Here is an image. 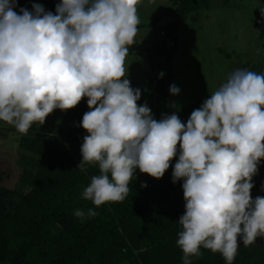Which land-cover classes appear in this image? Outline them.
<instances>
[{"label":"clouds","instance_id":"9594fccd","mask_svg":"<svg viewBox=\"0 0 264 264\" xmlns=\"http://www.w3.org/2000/svg\"><path fill=\"white\" fill-rule=\"evenodd\" d=\"M16 4L0 0V121L26 135L54 110L73 109L86 97L90 111L81 126L88 135L78 169L99 167L82 193L96 207L123 201L136 169L162 178L179 146L173 183L183 180V264L202 256L201 248L233 264L238 237L247 247L264 236V197H251L264 159V73L235 70L186 125L176 114L157 121L146 104L138 106L140 90L126 78L138 0H61L55 15L38 4L17 14ZM179 92L170 86L172 95Z\"/></svg>","mask_w":264,"mask_h":264},{"label":"trees","instance_id":"16d2710c","mask_svg":"<svg viewBox=\"0 0 264 264\" xmlns=\"http://www.w3.org/2000/svg\"><path fill=\"white\" fill-rule=\"evenodd\" d=\"M40 1L29 0V3L39 4ZM59 3L61 0H44L40 5L45 12L55 15ZM172 3L171 8L162 10L149 22L138 24V27L165 32L164 38L149 49L151 57L165 56L168 61L166 74L151 80L157 121L171 116L168 82L173 76L172 59L179 46L177 25L189 13L210 6V0H172ZM26 6L25 2L17 0L14 10L20 14V9ZM31 9L33 11V7ZM167 14H172L173 19L163 23ZM138 51L140 44L135 39L128 54ZM206 100L200 99L176 115L180 120L189 117ZM81 102L83 106L85 100ZM78 116H72V120ZM77 122L65 132L50 137L45 145L41 136L22 141L23 145L29 141L34 144L30 146L46 147V153L52 158L49 167L32 182L31 190L21 197H14L10 190L0 186V264H183V254L175 250L178 233L182 231L178 221L186 211L183 180L173 183L179 146L177 156L162 178L154 179L136 169L129 184V194L123 201L96 207L88 200L84 211L91 208L98 215L81 220L71 212L67 199L84 175H99V167L89 164L85 165L86 171L78 169L86 135L79 136L78 131L83 128L82 123L78 125ZM252 183L251 193L264 190V159L260 161ZM145 184L147 186L142 187ZM69 190L71 192H67ZM140 246L145 252L136 253ZM201 252L202 256L190 258L192 264H226L218 252L203 248ZM233 264H264V244L239 247Z\"/></svg>","mask_w":264,"mask_h":264},{"label":"rangeland","instance_id":"374dc122","mask_svg":"<svg viewBox=\"0 0 264 264\" xmlns=\"http://www.w3.org/2000/svg\"><path fill=\"white\" fill-rule=\"evenodd\" d=\"M41 1L38 5L44 2V0ZM21 2H25L27 10L32 12L30 5L33 4H30L29 0H21ZM210 5H212V12L203 13L205 11H200L198 14H189L187 21L183 24H178V31L182 39L181 43L184 46L193 34V31H198V36H206L204 30L207 29L214 30V33L209 34L207 40H220L223 41V44H228L229 41L230 49L228 51L225 50L228 54L224 55L221 51L215 50L204 54L206 47L213 45L214 42L208 43L209 41H203L201 37H198L200 42L198 46L202 48L199 51L198 57H202V55L207 57V61L202 66L207 69L205 70L204 68L205 71L215 74L212 76L213 78L209 79L208 86H206L207 90L212 94L237 69L264 73V49L257 46V41H253L252 37L249 36L255 30L259 32L260 30H264V0H210ZM172 6V0H138L137 8L140 23L149 22L163 8H171ZM172 19L173 15L167 14L162 22L171 21ZM232 32H235V34H232ZM228 35L230 36L228 37ZM163 38V30L146 26L138 27L135 39L140 44V51L133 54L132 57L127 56L125 61V67H128L126 78L129 80L131 88L133 90L139 89L141 93V98L137 101L138 106L146 104L154 119H156L154 114L155 97L152 93L154 89L152 86H148L147 81L151 83L152 78L160 77L161 73L164 76L167 72L168 61L165 56L151 57L149 49L151 45ZM262 39L264 40V36ZM227 46L224 48L227 49ZM233 48L234 50H232ZM137 58L141 60L140 63H136ZM177 77L178 79L174 85L180 89V92L178 95L171 94L168 98V109L171 115L177 114L183 108L200 99H208L210 97V95L201 96L202 92H199L201 88L199 87V83L201 81H199L196 75L193 78H189L184 71L182 74H178ZM196 82L198 83L196 84ZM191 89L196 90L193 93L185 94ZM197 90L198 92L195 93ZM83 99L85 100L83 106L81 105L82 102H80L75 108L67 111L54 110L42 125L39 123L33 124L26 135L19 133L14 126L0 122L1 187L10 190L16 198L31 190L32 182L45 168L49 167L52 156H48L46 147L42 145L30 146L29 144H34L29 141H25L26 145H23L22 141H24V138L34 140L38 136H41L44 138L43 142L45 145L49 142L50 137L70 129L74 122L78 121L77 124L81 125L83 115L90 111L87 98ZM74 115L79 116L73 121L72 116ZM189 118L190 116L182 119L181 122L186 125ZM78 134L79 136L88 135L84 129H79ZM42 149L43 151H41ZM45 155L48 156V160H46ZM90 182L91 176L84 175L72 188V192L70 190L67 191L71 192L70 198L67 199V204L70 206L73 214L77 209H86L88 200L83 198L82 193L89 186ZM262 195H264V190L251 193V197L254 200ZM254 244H264V236L257 237ZM243 245L242 237H238V246L241 247ZM177 249L183 254L176 241L175 250L178 251ZM135 252H145V249L140 246Z\"/></svg>","mask_w":264,"mask_h":264},{"label":"crops","instance_id":"0c3cea01","mask_svg":"<svg viewBox=\"0 0 264 264\" xmlns=\"http://www.w3.org/2000/svg\"><path fill=\"white\" fill-rule=\"evenodd\" d=\"M166 8H163V10L166 9ZM200 11H205L203 13L212 12L213 11L212 10V5H210L208 8L199 9V10L193 11L191 13H197L198 14V12H200ZM159 13H157V14H159ZM191 13H189V14H191ZM187 19H188V16L180 24H183L185 21H187ZM179 25L176 28V34H177V37L179 39V46H178V49L176 50V52L174 54V57L172 59V71H171V73H172L173 76H172V79L168 82L169 97L171 96L170 86H172V85L175 84V82L178 79V77H177L178 74H182V72H184V71L186 72V74L188 75L189 78H193L194 75H196L199 78V81H201L199 83V87H201L199 92L200 93L202 92V95L201 96L202 97L209 96L210 95V91L207 90L206 86H208L207 84L209 82V79L210 78H213L212 76L215 75V74L213 72L205 71L207 69L204 66H202L203 63L205 61H207V57L204 56V55H202V57H198L199 51L202 49L201 47L198 46V43H200L198 37H201L203 39V41H209L208 43L214 42L213 45H209L207 47L205 46L206 47V52L204 54L210 53V52H212V50H215V51H218V52L221 51V53H223L224 55H226V53L228 54V52H225V50L228 51L230 49V46H229L230 43L228 41V44L227 43H224L223 44V41H220V40L219 41H217V40L216 41H214V40H212V41L207 40V38L209 37V34L214 33V30L213 29H207V30H204L206 36H198V34H197L198 31H196V32L193 31V34L191 35V37L187 41L186 45L184 46L181 43L182 42V39H181V36L179 34V31H178ZM232 34H235V32H232ZM230 35H228V37ZM249 36L252 37V40L253 41H257V46L262 47V49H264V40L262 39L263 36H264V33L261 30H260V32L257 31V30H255L252 33H250ZM226 45H228L227 46V49L224 48V47H226ZM232 50H234V48ZM127 56L132 57L133 54H128ZM137 62L140 63L141 60L139 58H137L136 63ZM204 68H205V70H204ZM182 69H183V71H182ZM194 69H195V71H193ZM147 83H148V86H152L153 89H154V86H153L152 83H150L149 81H147ZM197 83L198 82H196V84ZM195 90L196 89H191V90L187 91L185 94L193 93V91H195ZM197 92H198V90L195 93H197ZM152 93H153V96L155 97L154 91H152ZM154 114H155V105H154ZM155 117H156V115H155Z\"/></svg>","mask_w":264,"mask_h":264},{"label":"built area","instance_id":"2783aa9c","mask_svg":"<svg viewBox=\"0 0 264 264\" xmlns=\"http://www.w3.org/2000/svg\"><path fill=\"white\" fill-rule=\"evenodd\" d=\"M163 33H165L164 30H163ZM162 57H164V56H162ZM161 59H163V58H161Z\"/></svg>","mask_w":264,"mask_h":264},{"label":"water","instance_id":"95a60500","mask_svg":"<svg viewBox=\"0 0 264 264\" xmlns=\"http://www.w3.org/2000/svg\"><path fill=\"white\" fill-rule=\"evenodd\" d=\"M261 197H264V195H262ZM254 200V199H253Z\"/></svg>","mask_w":264,"mask_h":264}]
</instances>
